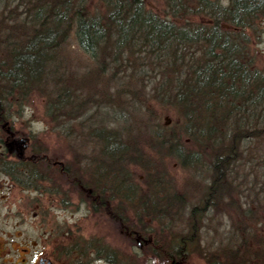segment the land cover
Segmentation results:
<instances>
[{"label": "trees", "instance_id": "16d2710c", "mask_svg": "<svg viewBox=\"0 0 264 264\" xmlns=\"http://www.w3.org/2000/svg\"><path fill=\"white\" fill-rule=\"evenodd\" d=\"M156 1L158 11L145 0H0V102H18L22 94L45 88L43 92L51 94L46 103L51 120L71 118L74 94L60 74L61 49L71 37L99 72L138 80L143 88L156 83L161 104L173 109L196 143L210 146V197L218 183L228 189L229 164L237 152L252 147L242 150V144L261 136L257 124L264 118V110H259L264 74L254 68L249 51L263 30L264 0ZM165 127L154 130V152L173 156L181 165L198 162L197 154L182 150L177 130L164 133ZM111 140L121 144L114 134ZM131 147L125 146L114 168L101 164L99 181H106L122 201L137 204L141 197L135 196L121 163L126 156L131 160ZM133 149L142 155L138 164L144 169V183L152 194L164 195L149 158ZM76 169L79 174L78 165ZM242 245L243 255L252 252Z\"/></svg>", "mask_w": 264, "mask_h": 264}, {"label": "rangeland", "instance_id": "374dc122", "mask_svg": "<svg viewBox=\"0 0 264 264\" xmlns=\"http://www.w3.org/2000/svg\"><path fill=\"white\" fill-rule=\"evenodd\" d=\"M145 1L149 8L156 11L160 9L156 0ZM197 19L199 17H193V20ZM262 29L258 36L259 41L252 44L253 50L250 48L249 52L250 56H253L254 68L264 74V21ZM60 55L63 58L60 74L67 79L68 90L74 94L72 117L62 119L60 116L52 121L46 113V103L51 94L43 92L45 88H42V91L22 94L23 100H18L12 106L15 113L9 117L10 123L25 131L32 141L48 146L52 159H62L75 173L77 165H81L86 175L91 174L89 177H92L93 166L102 168L103 164V168H106L109 164L114 168L115 159L126 151L125 146H132L131 160H128L127 156L121 159L126 170L125 177L134 185L135 196L140 192H147L149 195L152 189L144 183V169L138 164L142 155H137L134 147L137 152L141 151L143 156L149 158V169L155 172L159 178L158 182L166 190L165 195L152 194V198L156 200L152 201L146 197L147 202L151 207L158 205L172 209L148 210L145 220L176 221L175 228L170 229L174 231L173 235L177 236L185 233L183 228L187 224L184 222L191 220L189 210L192 205H214L224 212L206 211L205 217L202 211L195 214L197 219L205 221V227L198 235L208 244L213 256L216 258L219 253L222 254L221 260L225 264H264V118H259L261 121L257 124L262 128L261 136L256 135L253 142H244L241 146L244 150L250 149L249 146L252 145L251 150L241 154L237 152V156L229 164L230 173L228 180L226 179L228 189H225L226 184L218 183L215 185L216 190L207 197L206 189L208 185L213 184L210 146L204 148L192 139L191 134L185 132L181 118L171 107L161 104L159 99L162 97H157L160 88L155 86L154 81L149 83V88H143L138 80L131 81L128 77L121 76L115 78L111 71L99 72L95 61L81 51L71 37L62 47ZM129 89L131 92H128ZM25 106L32 109V115L28 119H24ZM259 110H264V102ZM258 115L262 116L260 112ZM166 121L168 122L165 123ZM33 122H42L45 130L35 131ZM161 124L166 126L162 131L164 133L176 129L177 134L173 133L181 138L182 150L197 154L199 161L181 165L173 156L154 152L152 146L155 142L152 136ZM111 133L116 135L121 144L117 145L111 140ZM52 170V177H55L57 173ZM86 175L83 174L85 179ZM51 187H55L53 183ZM62 187L74 188L67 182ZM22 194L25 196L23 200H26V193L18 191V196ZM170 194L173 196L170 197ZM119 199L115 196V203ZM64 203L67 205L66 209H52L51 212L55 214L57 221L65 218L67 229L73 231L77 217L86 214V211L83 206L75 207V195L67 194ZM84 217L82 227L86 229L87 235L106 234L108 225L101 223V219L98 218L97 221L96 217ZM71 225L73 227L70 228ZM152 225L158 226L155 223ZM210 230H215L214 236ZM243 243L245 249L249 248L251 253L243 255ZM235 251L237 255L234 257ZM186 264H204V259L196 255L191 256Z\"/></svg>", "mask_w": 264, "mask_h": 264}, {"label": "flooded vegetation", "instance_id": "af4514ba", "mask_svg": "<svg viewBox=\"0 0 264 264\" xmlns=\"http://www.w3.org/2000/svg\"><path fill=\"white\" fill-rule=\"evenodd\" d=\"M15 102H0L6 105L0 104V264H186L195 255L203 257L204 264H225L222 254L215 258L201 240L198 233L205 221L195 217L201 211L205 217L206 211L224 210L210 204L192 205L185 233L173 235L170 228H175L176 221L145 220L148 210L172 209L151 207L144 192L139 194L141 203L131 204L124 198L115 203L113 189L99 181V167H92V177L81 165L79 174L72 175L67 163L52 159L48 146L32 141L10 123ZM66 182L74 188H63ZM18 191L26 193V200ZM67 194L75 195V207L86 211L77 217L73 231L67 229L65 218L57 221L51 212L66 209ZM84 216L101 219L108 225L106 234L87 235ZM214 232L210 230L212 236Z\"/></svg>", "mask_w": 264, "mask_h": 264}, {"label": "clouds", "instance_id": "9594fccd", "mask_svg": "<svg viewBox=\"0 0 264 264\" xmlns=\"http://www.w3.org/2000/svg\"><path fill=\"white\" fill-rule=\"evenodd\" d=\"M32 115V109L28 106L24 108V119H28ZM33 129L37 132L45 130V125L42 122H33Z\"/></svg>", "mask_w": 264, "mask_h": 264}, {"label": "water", "instance_id": "95a60500", "mask_svg": "<svg viewBox=\"0 0 264 264\" xmlns=\"http://www.w3.org/2000/svg\"><path fill=\"white\" fill-rule=\"evenodd\" d=\"M168 121H166L165 123H167Z\"/></svg>", "mask_w": 264, "mask_h": 264}, {"label": "bare ground", "instance_id": "6f19581e", "mask_svg": "<svg viewBox=\"0 0 264 264\" xmlns=\"http://www.w3.org/2000/svg\"><path fill=\"white\" fill-rule=\"evenodd\" d=\"M166 194V193H165Z\"/></svg>", "mask_w": 264, "mask_h": 264}]
</instances>
